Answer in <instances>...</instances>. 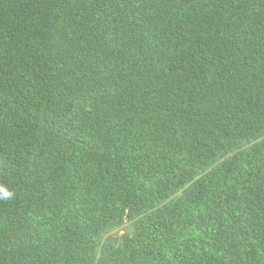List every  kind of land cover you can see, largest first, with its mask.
<instances>
[{
  "label": "trees",
  "instance_id": "trees-1",
  "mask_svg": "<svg viewBox=\"0 0 264 264\" xmlns=\"http://www.w3.org/2000/svg\"><path fill=\"white\" fill-rule=\"evenodd\" d=\"M0 264H264V0H0Z\"/></svg>",
  "mask_w": 264,
  "mask_h": 264
},
{
  "label": "rangeland",
  "instance_id": "rangeland-1",
  "mask_svg": "<svg viewBox=\"0 0 264 264\" xmlns=\"http://www.w3.org/2000/svg\"><path fill=\"white\" fill-rule=\"evenodd\" d=\"M119 235L126 234L128 236H133L135 234V230L132 227V224L130 222H127L125 226H123L119 231Z\"/></svg>",
  "mask_w": 264,
  "mask_h": 264
}]
</instances>
